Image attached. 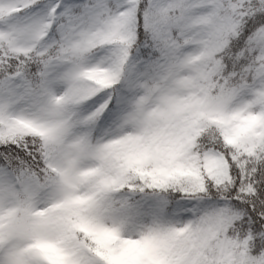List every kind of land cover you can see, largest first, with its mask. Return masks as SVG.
<instances>
[{
	"label": "snow or ice",
	"instance_id": "obj_1",
	"mask_svg": "<svg viewBox=\"0 0 264 264\" xmlns=\"http://www.w3.org/2000/svg\"><path fill=\"white\" fill-rule=\"evenodd\" d=\"M0 264H264V0H0Z\"/></svg>",
	"mask_w": 264,
	"mask_h": 264
}]
</instances>
